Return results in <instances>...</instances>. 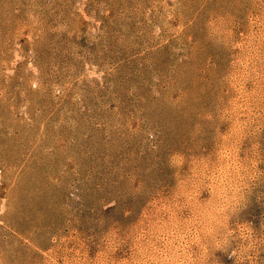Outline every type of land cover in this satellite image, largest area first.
<instances>
[{"label": "rangeland", "instance_id": "obj_1", "mask_svg": "<svg viewBox=\"0 0 264 264\" xmlns=\"http://www.w3.org/2000/svg\"><path fill=\"white\" fill-rule=\"evenodd\" d=\"M0 264H264V0H0Z\"/></svg>", "mask_w": 264, "mask_h": 264}]
</instances>
